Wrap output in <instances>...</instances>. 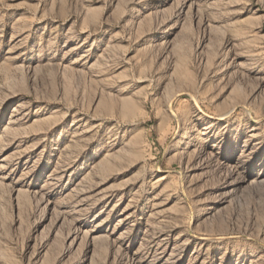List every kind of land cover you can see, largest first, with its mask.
<instances>
[{
  "label": "rangeland",
  "instance_id": "374dc122",
  "mask_svg": "<svg viewBox=\"0 0 264 264\" xmlns=\"http://www.w3.org/2000/svg\"><path fill=\"white\" fill-rule=\"evenodd\" d=\"M0 264H264V0H0Z\"/></svg>",
  "mask_w": 264,
  "mask_h": 264
},
{
  "label": "bare ground",
  "instance_id": "6f19581e",
  "mask_svg": "<svg viewBox=\"0 0 264 264\" xmlns=\"http://www.w3.org/2000/svg\"><path fill=\"white\" fill-rule=\"evenodd\" d=\"M146 1H148V3L150 2V0H146Z\"/></svg>",
  "mask_w": 264,
  "mask_h": 264
}]
</instances>
